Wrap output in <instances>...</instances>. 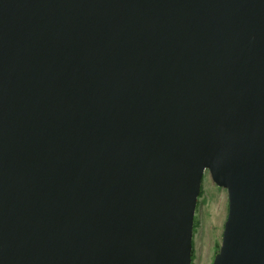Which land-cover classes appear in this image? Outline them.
Returning a JSON list of instances; mask_svg holds the SVG:
<instances>
[{"label": "water", "instance_id": "water-1", "mask_svg": "<svg viewBox=\"0 0 264 264\" xmlns=\"http://www.w3.org/2000/svg\"><path fill=\"white\" fill-rule=\"evenodd\" d=\"M264 264V0H0V264Z\"/></svg>", "mask_w": 264, "mask_h": 264}, {"label": "rangeland", "instance_id": "rangeland-1", "mask_svg": "<svg viewBox=\"0 0 264 264\" xmlns=\"http://www.w3.org/2000/svg\"><path fill=\"white\" fill-rule=\"evenodd\" d=\"M228 207L227 190L206 171L194 219L192 264L213 263L222 243Z\"/></svg>", "mask_w": 264, "mask_h": 264}]
</instances>
